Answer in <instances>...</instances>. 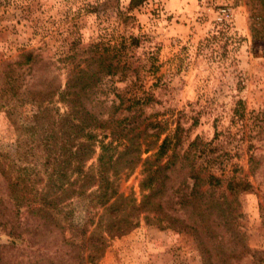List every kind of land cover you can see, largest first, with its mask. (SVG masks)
I'll return each mask as SVG.
<instances>
[{
  "label": "rangeland",
  "instance_id": "rangeland-1",
  "mask_svg": "<svg viewBox=\"0 0 264 264\" xmlns=\"http://www.w3.org/2000/svg\"><path fill=\"white\" fill-rule=\"evenodd\" d=\"M131 1L0 0V264H264V0ZM81 68L118 162L103 197L97 142L47 228L33 209L78 177L60 92Z\"/></svg>",
  "mask_w": 264,
  "mask_h": 264
},
{
  "label": "trees",
  "instance_id": "trees-1",
  "mask_svg": "<svg viewBox=\"0 0 264 264\" xmlns=\"http://www.w3.org/2000/svg\"><path fill=\"white\" fill-rule=\"evenodd\" d=\"M141 1L139 0H132V5H137ZM25 57V62L29 63L34 60L35 56L33 51H28L23 54ZM114 65L111 64L109 66V73H113ZM79 74L73 78H69L67 82V86L65 90H62L60 92L61 100L70 103L71 108L73 109L74 118L77 119L76 123H73V128L75 131V137L76 140H78L76 149L69 153L70 149H64V155L67 153L68 157L72 155V157L77 161L76 165V171L78 177L75 179L74 182H66V183H60L58 184V191L55 195V197L50 198L49 196L46 197L44 205L40 207H35L33 209L36 216L43 219V224L49 228V227H55L59 229H66V225L63 223L61 219V215L63 212V207H61L60 203L63 202V199L65 196L68 195V192L71 189V185H76V188H74L76 195H82L84 193L83 188L85 184L93 179H95L96 174H91L90 172H86L83 163L93 157V155L96 153V143L99 142L100 150L101 152L98 155V161H99V184L98 189L102 191L103 197H110L108 195V186L111 184V181L109 180V177L107 176L108 169L113 168L115 163L118 162V158H115V147H113L112 142L106 143L103 140L98 139V134L96 133V128L103 127L102 121L92 114L85 106V103L83 101V93L87 92L88 89H90L94 82L91 79V76L88 75V71L85 69H79ZM77 87L79 89L77 90ZM84 91V92H83ZM165 143L162 144L161 152L164 153V146ZM67 162V161H64ZM63 175V174H62ZM146 179V178H145ZM83 181V182H82ZM146 181V182H144ZM142 184V189L150 188L152 185V182L154 181V177L150 176L147 177V180H144ZM74 183V184H73ZM80 185L78 186V184ZM71 192V191H70ZM113 193H115L113 191ZM147 197H150V195H145V199ZM67 198V197H66ZM109 209L114 210L115 206L114 204H111ZM125 220L124 217H119L117 214L114 215V219H111L107 225H105V232H107L109 235H116L121 234L125 231H127L132 223H123ZM102 224H104V220L99 221L98 226L101 228ZM83 233H86V230L83 231ZM96 235L95 232H93L88 238L85 239L84 242L92 239ZM99 240L103 241V236L99 237ZM84 244V243H83ZM103 247V243L101 244L100 248ZM99 249V246L97 247ZM88 260H94L95 256L88 255Z\"/></svg>",
  "mask_w": 264,
  "mask_h": 264
},
{
  "label": "built area",
  "instance_id": "built-area-1",
  "mask_svg": "<svg viewBox=\"0 0 264 264\" xmlns=\"http://www.w3.org/2000/svg\"><path fill=\"white\" fill-rule=\"evenodd\" d=\"M221 14L222 15L219 17L220 20H223V19L227 20L231 16L230 12H228V9H222Z\"/></svg>",
  "mask_w": 264,
  "mask_h": 264
}]
</instances>
